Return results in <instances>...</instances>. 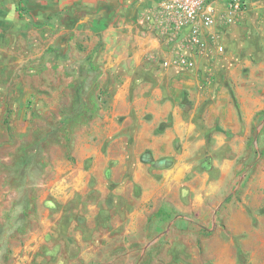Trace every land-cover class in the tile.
I'll use <instances>...</instances> for the list:
<instances>
[{"label": "crops", "instance_id": "1", "mask_svg": "<svg viewBox=\"0 0 264 264\" xmlns=\"http://www.w3.org/2000/svg\"><path fill=\"white\" fill-rule=\"evenodd\" d=\"M154 1L0 0V133L11 148L0 154V227L22 221L14 205L32 196L26 188L38 174L43 203L74 194L134 197L133 222L172 205L187 210L189 197L193 206V196L225 194L226 177L239 168L251 131L252 112L242 122L234 102L233 85L241 78L230 70L208 73L211 63L199 67L197 58L208 47L192 51L185 67L164 66L173 56L170 45L139 23ZM216 4L221 14L224 4ZM220 20L211 30L219 39L205 37L213 46L224 37ZM248 64L241 59L234 65ZM42 68L45 76L42 70L30 75ZM32 76L47 90L27 91ZM37 126L41 157L18 159L12 134L36 141L30 134ZM55 133L49 147L45 138ZM202 148L228 151L212 162L221 176L198 173L202 183L195 187L193 158Z\"/></svg>", "mask_w": 264, "mask_h": 264}, {"label": "rangeland", "instance_id": "2", "mask_svg": "<svg viewBox=\"0 0 264 264\" xmlns=\"http://www.w3.org/2000/svg\"><path fill=\"white\" fill-rule=\"evenodd\" d=\"M241 2V12L233 21L226 18V4L221 7L225 20L221 18L220 28L225 33L219 44L223 50L210 42L205 55L196 56L201 68L206 62L213 64L215 68L208 73L216 76L230 70L241 78L233 85L238 88L234 102L239 119L244 122L246 114L252 112L239 168L225 176V194L193 196V206L189 197L187 210L172 205L149 212L147 220L139 214L133 222L134 197L74 194L66 200L50 198L48 205L45 197L43 203L38 174L32 188H26V194L32 196L25 195L24 203L14 205L22 221L0 227V264H264V0ZM241 59L251 61V65L235 66ZM225 61L233 65L225 66ZM41 70L45 76L43 68L30 75L41 74ZM34 76L29 78L27 91L40 94L48 84ZM5 87L17 90L15 85ZM19 90L23 92V84ZM3 118L7 120V116ZM12 135L15 145L18 143L13 150L15 157H41L39 126L30 134L36 141L28 140L27 133ZM5 138L0 133L2 155L11 151L10 145L3 144ZM56 139V133L49 140L45 138L49 147ZM227 151L200 149L193 158L195 187L202 183L198 173L207 171L211 179L221 176L212 162L221 160ZM4 173L0 170V181ZM5 176L10 178L7 172ZM22 192L21 186L17 198ZM28 216L32 219L24 223Z\"/></svg>", "mask_w": 264, "mask_h": 264}, {"label": "built area", "instance_id": "3", "mask_svg": "<svg viewBox=\"0 0 264 264\" xmlns=\"http://www.w3.org/2000/svg\"><path fill=\"white\" fill-rule=\"evenodd\" d=\"M226 4L228 21L241 12V0H156L142 11L139 23L156 30L173 51L171 58L163 60L164 66L185 67L192 51L206 49L207 40H217L212 28L225 15L218 13L217 2ZM221 21V20H220ZM223 50L222 44H216Z\"/></svg>", "mask_w": 264, "mask_h": 264}]
</instances>
